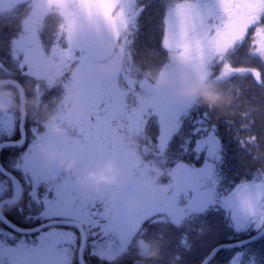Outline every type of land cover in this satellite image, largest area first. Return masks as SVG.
Masks as SVG:
<instances>
[{
	"label": "snow or ice",
	"instance_id": "snow-or-ice-1",
	"mask_svg": "<svg viewBox=\"0 0 264 264\" xmlns=\"http://www.w3.org/2000/svg\"><path fill=\"white\" fill-rule=\"evenodd\" d=\"M169 2L171 7L161 16L164 67L173 63L184 65L201 78L210 75L225 78L233 73L250 75L264 88V0ZM49 3L69 17V27L64 31L67 48L54 51L53 59L75 64L64 85L76 93L72 97L73 108L64 109L60 117L66 129L77 131L72 134L66 131L58 138L42 132L35 121L26 128L27 120L18 119L15 112H0V153L20 150L10 158L7 167L0 163V209H14L22 224L34 225L22 227L0 211V264H87L85 252L100 264H107L102 257L123 256L138 236L149 232L146 224L176 229L180 233L177 248L192 253L193 245L183 229L197 221L204 223L209 213L220 214L231 235L226 242L199 254L195 264H213L222 252L231 253L224 264H264V255H258L250 247L264 240V166L250 178L226 183L221 171L225 149L217 125L211 122V112L173 103L148 79L138 82L140 99L129 108L127 96L131 92L121 93L119 78H112L109 83L96 70L106 60L101 24L123 54L133 43L129 36L139 31V18L149 5L141 0H49ZM69 8L82 11L95 33L75 35L71 26L74 12ZM249 33L247 55L258 61L259 67L236 65L228 58L229 51L233 54L238 51L237 44L243 46ZM43 55L37 40L21 37L13 41L8 51L16 66L12 75L37 81L50 79L39 67ZM5 66L0 60V71ZM217 67L219 73L215 71ZM129 83L135 91L137 82L129 80ZM16 86L19 87V82ZM35 91L41 92L39 83ZM77 106L86 114L74 122L72 112ZM149 124H154L155 136L148 134ZM114 125L122 133L120 137L113 135ZM241 128L250 130L251 125L242 124ZM17 133L18 138L14 139ZM133 133L144 134L148 147L145 156L150 158L140 173H130L134 178L145 176L153 160L164 159L179 168L177 181L167 197L142 199L138 207L126 211L124 195L133 194L134 189V183H130L116 203L115 218L110 219L104 215L100 203L82 195L75 184V173L65 174L55 167L47 174L41 173L55 176L59 187H54L50 179L47 183L37 180L41 157L34 148L36 141L52 142L63 150L76 152L79 167L84 169L110 155H116L118 162L126 165ZM239 142L250 155L255 148L257 154L253 159L264 165L260 137L250 135ZM180 204L184 205V211L178 215L176 209ZM200 234H204L203 228ZM176 259L185 260L181 251Z\"/></svg>",
	"mask_w": 264,
	"mask_h": 264
},
{
	"label": "flooded vegetation",
	"instance_id": "flooded-vegetation-1",
	"mask_svg": "<svg viewBox=\"0 0 264 264\" xmlns=\"http://www.w3.org/2000/svg\"><path fill=\"white\" fill-rule=\"evenodd\" d=\"M37 1L38 3L34 0H6L5 1L6 7L4 6V8H0V60H3V62L6 65L4 70L0 71V78L8 79L9 81H13L16 84L17 82H19V87L21 88L22 92L26 93L28 98H37L41 105L48 104L50 110L55 109L58 113H61L63 112L64 109H68L69 108L68 106L71 105V101L67 106H65L60 101L63 100V97L70 90V89L65 88L64 85L67 82V79L70 76V74L74 71L75 64L72 63L71 61L62 59L61 61H59V62H62L60 63L59 69L54 70L51 67L50 61L60 60V59H53L54 51L60 48H65V49L67 48V41L64 36L65 30L58 29L57 25L59 23V18L56 15H53V14L45 15V11H44L45 0H37ZM48 3H49V0H48ZM49 5L51 6L50 3ZM84 21H85V16H83V21L81 24H84ZM81 33H82V30L80 34ZM21 37L32 38L34 40L39 41L42 47L43 53H44L39 67L42 70V74L45 76H50L51 77L50 79L44 78V79H40L37 81L36 79H33V78L22 77L19 75H12V73L16 72V66L10 60L8 56V51H9V48L12 46V42ZM132 37H134V34L130 35L129 39L132 40ZM161 40H162V31H159L158 29V54L156 55V58L155 59L152 58L149 63H143L142 60L137 57V54L135 53L134 49L132 50L130 46V48H126L124 50L123 54L120 52V55H121L123 63L125 65H128L129 68H131L132 70L126 71L123 73H118L115 75H112V74L102 75L101 74L102 76L109 78L110 80L108 81L109 83L111 82L112 78L118 77L119 78V89L121 93H123L125 90L131 92V94L127 96V103H128L129 108H131L134 101H138L140 99L138 82L140 80L146 79L143 76V70L152 69V68H156L159 66H164V63H163L164 55H163V50L161 48ZM248 43H249V40L245 39L242 47L239 44H237L236 48L238 49V51L235 54L229 51L228 58L234 61L236 65H243L244 63H249L253 61L251 57L247 55V52L249 49ZM107 60L108 58H106V60L103 63L106 64ZM215 71L219 73L220 68L217 67ZM233 75L240 76L241 74L233 73L231 76ZM225 78H228V77H225ZM225 78H219L217 75H210L207 77V79L215 80L217 83H219L220 79H225ZM129 80H133L137 82V88L135 91H132V85L129 83ZM238 82H241V81L224 82L223 85L232 86ZM37 83H39L40 85V89H41L40 93H37L35 91V85ZM254 84L256 85V82H254ZM225 86H221V87L226 88ZM4 87L5 89H11L13 92L19 93V91L14 86L6 84L4 85ZM229 88H232V87H229ZM71 92L73 93L74 91L71 90ZM53 100H56L57 103L52 104ZM14 101L15 103L19 104L18 96L14 97ZM189 105L200 108V106L196 104H189ZM78 109H83V108L78 107V106L75 108V111L72 113V119L74 122L78 120L76 118ZM205 110L210 112V109L207 106H205ZM28 111H29V117L27 119V123L25 127L30 128L33 122L35 121L36 123H38L39 127L41 128L40 119H39L40 109L39 108H29ZM12 112H15L17 114V118L20 119L18 111H16L15 109H12ZM240 116L243 117L244 120H246V123H239L240 127L242 124H250L252 126V121L254 120L252 117V114L244 113V114H241ZM64 127H65V133L67 131L68 134H72L73 132L77 131V129H71V130L66 129L65 122H64ZM117 129H118V126L114 125L113 135L116 137H120L122 133H120ZM41 131L44 132L42 128H41ZM147 132L149 135L155 136L156 128L154 124H149ZM18 135L19 133H17V136L14 137V139L18 138ZM58 138H62V137H58ZM54 145L61 148L57 144H54ZM172 149L173 151L176 150L175 143L173 144ZM19 151L20 150H7L3 153H0V163L5 164V166L7 167V164L10 158L17 155ZM134 151L140 155L143 162L138 169H133L130 171V173L132 172L140 173L144 169V165L148 163V160L150 159L145 156L146 151H148V147L145 144V137L143 133H133V139L130 142V146L127 148L128 159H127V163L125 166H127L128 162L133 158L132 154ZM110 156H113V155H110ZM118 161H119V158H118ZM95 162L92 163L90 166L94 165ZM53 167H55L56 169H59L61 172L65 174L75 173L76 174L75 181H76V177L81 173V171L86 169V168L80 169L79 157H78L77 168L73 172L66 173L62 169L57 168L55 165H52L49 167L48 170H45L43 163H42V158H41V171L38 172L37 174V180L47 183L48 180L50 179L54 187H59L60 186L59 182L56 180L55 176H46V175L41 174V173H44V174L49 173V170ZM157 167L161 168L164 171V175L160 177L159 183L168 182L169 172H174L175 174L176 172L180 171L179 168L176 167L174 163H171V162L166 163L164 159L153 160L145 176H143L142 178L140 177L134 178L131 175V179L129 180L128 184L125 186L124 190L120 193V197L122 194H125L127 192V189L130 183H134V189H133V194H134L138 186V182L142 181L143 179L151 175L153 169ZM17 175L19 174L17 173ZM112 191H114V189H106L105 193L107 195L108 193H111ZM127 196H130V195H124V199ZM85 198H88V197H85ZM98 203L101 204V202H98ZM4 212L15 223L21 224L22 227H33L34 226V225L22 224L21 219L16 216L14 209L5 210ZM35 223L39 224L40 222L36 221ZM145 227L149 228V232L143 236H138L133 246L130 248L128 252L123 254V256H119V255L111 256V257H119L118 259L113 260L111 264H135V261L140 259V257L136 255V246H137L138 240H145V241L157 240L160 242V245H161V242L163 241L162 234L163 232L168 231V226L166 225H147L146 224ZM72 231H76V229H72ZM171 231L175 232L177 230L174 228H171ZM77 236H79L78 232H77ZM84 256H85V260L87 261V264H100L99 260L90 257L87 252H85ZM105 261L107 262V264H109L108 260H105ZM154 263H156V260H144L143 261V264H154Z\"/></svg>",
	"mask_w": 264,
	"mask_h": 264
},
{
	"label": "clouds",
	"instance_id": "clouds-1",
	"mask_svg": "<svg viewBox=\"0 0 264 264\" xmlns=\"http://www.w3.org/2000/svg\"><path fill=\"white\" fill-rule=\"evenodd\" d=\"M45 15L53 14L59 18L58 29L67 30L69 27V17L67 13L61 11L55 6H50L48 0H45ZM71 26L74 30H87V25L77 23L71 17ZM104 55L108 58L107 63H101L97 66V71L102 75L118 74L132 70L122 61L118 45L107 43L104 49ZM54 70L59 69L58 61H50ZM143 76L150 80L154 87L163 90L165 95L175 104H196L207 106L209 109H219L223 111L231 104V96L215 80L201 78L191 68L180 64H171V67L159 66L152 69L143 70ZM10 83L8 79L0 78V111L15 109L19 112V118L27 120L29 117V108L40 109V126L54 137H63L65 135L64 121L55 109L49 108L48 104L41 105L37 98H28L26 93L13 92L11 89H5L4 85ZM19 99V104L15 103L14 97ZM73 93L71 90L60 101L67 106ZM57 101L53 100L52 104ZM85 115L83 109H78L76 118ZM35 151L41 156L45 170L55 165L64 172H73L77 168L78 155L71 150H62L52 142L34 143ZM132 159L127 166L118 162L116 156L101 158L94 165L87 167L76 177V185L82 191L85 197L101 202L102 211L107 218L114 219L116 216V203L119 200L120 193L131 179L130 171L138 169L142 164V158L137 152H133ZM164 171L157 167L153 169L152 174L142 181L133 195L124 199V209L131 211L138 207L142 199L150 197H167L171 186L175 183L174 172L168 173V182L159 183L160 177ZM54 179V178H53ZM106 189H114L106 195ZM10 210V208L0 209V211ZM160 242L157 240H138L136 246V255L140 257L135 264H143L144 260H156L159 255ZM119 257H102L108 260L109 264Z\"/></svg>",
	"mask_w": 264,
	"mask_h": 264
},
{
	"label": "trees",
	"instance_id": "trees-1",
	"mask_svg": "<svg viewBox=\"0 0 264 264\" xmlns=\"http://www.w3.org/2000/svg\"><path fill=\"white\" fill-rule=\"evenodd\" d=\"M142 3L149 6L145 9L139 18V31L135 32L133 39L134 51L137 57L143 63H149L151 59H155L158 54V29L162 31L161 16L167 7H171L169 0H141ZM176 2V0H172ZM246 64H252L259 67L258 61L253 60ZM234 82L232 86L223 85L224 82ZM254 79L250 75H233L225 79L219 80L220 86L225 91L229 92L231 96V104L223 111L219 109H210L212 113L211 122L218 127V133L224 145V162L222 164V174L226 177V183L232 184L239 182L246 177L250 178L258 168H261L262 162L254 160L253 156L257 154L255 148L249 150L242 147L239 140H243L250 135L260 137V148L264 150V88L254 84ZM232 87V88H229ZM200 106L201 110L205 106ZM252 114L253 121L250 130H243L239 123H246V120L241 117V114ZM229 121L232 123L230 124ZM264 154V152H262ZM208 216L206 217V221ZM200 221L188 224L186 229L189 233V240L197 241L198 254L193 257L192 253H185V260L175 261L173 264H195L198 255L206 251L208 248L217 243H224L231 235L230 231L225 227L224 221L220 214L215 216V221L208 220L206 225ZM210 230L207 234L201 235L200 230ZM244 237H236V239H243ZM166 242V241H165ZM204 246V247H202ZM258 255H264V240H259L250 246ZM172 249V248H171ZM180 251V250H178ZM202 251V252H201ZM166 252L169 254L171 250L168 248ZM231 255L229 252H222L217 257L213 264H224L228 257Z\"/></svg>",
	"mask_w": 264,
	"mask_h": 264
},
{
	"label": "rangeland",
	"instance_id": "rangeland-1",
	"mask_svg": "<svg viewBox=\"0 0 264 264\" xmlns=\"http://www.w3.org/2000/svg\"><path fill=\"white\" fill-rule=\"evenodd\" d=\"M5 1L6 0H0V8H4V6L6 4ZM34 1H36L38 3L37 0H34ZM51 6H55L56 7L55 4H51ZM69 11H73L74 12L73 19L77 23H82L83 16H84V13L82 11H80L78 9H73V8H69ZM80 32H81V30H74V33L77 36L80 35ZM249 45H250V43H249ZM131 49L133 50V44L131 45ZM61 60L62 59L58 60V62L61 61ZM108 81H110L109 78H108ZM75 95H76V93L73 92V96H75ZM2 102L6 103L5 101H2ZM68 107H69L68 109L73 108L72 99H71V105H69ZM75 108H74V111H75ZM0 112H12V109L5 110V111H0ZM59 115H60V113H59ZM178 175H179V172H176L175 173V178H176L175 179V183L177 181ZM183 211H184V205L183 204L178 205L177 206V209H176L177 214L178 215L179 214H182ZM216 215H217V213H209L208 214L207 221L208 220L215 221V216ZM207 221L205 220L204 223H201V227H202V224L206 225ZM207 231L210 232V230H204V234H207L206 233ZM162 235H163V241L161 242V245H160V248H159L160 258L159 259H156V263H154V264H173L175 261H178V259H176V256H177V252H178L179 249L177 248L176 241L178 240L180 233L178 231L172 232L171 231V228L168 227V231L167 232H163ZM188 235H189V233H188ZM223 241H226V240H223ZM191 243H192L193 249H194V251L192 253L193 254V257H194V256H196L198 254V249L196 250V248H197V241L193 240ZM217 244H219V243H217ZM214 245H216V244H214ZM202 247H204V246H202ZM168 248L171 250V252L169 254L166 252V250H168ZM180 251H181V254L182 255L185 254V253L182 252V250H180Z\"/></svg>",
	"mask_w": 264,
	"mask_h": 264
},
{
	"label": "water",
	"instance_id": "water-1",
	"mask_svg": "<svg viewBox=\"0 0 264 264\" xmlns=\"http://www.w3.org/2000/svg\"><path fill=\"white\" fill-rule=\"evenodd\" d=\"M85 25H87V30H82V33H89V34H94L96 29L91 27L89 24L84 23ZM100 31L104 37V42H103V51L105 49V45L109 42L113 43L112 40H111V37H110V33L109 31L103 26V24H101L100 26ZM116 44V43H115ZM106 57V56H105ZM107 58V57H106ZM8 85H11V86H14L18 91L19 93L22 92L21 88L20 87H17L16 83H14L13 81H10V83H8ZM23 120V119H22Z\"/></svg>",
	"mask_w": 264,
	"mask_h": 264
}]
</instances>
